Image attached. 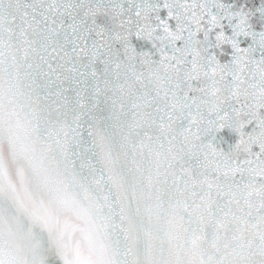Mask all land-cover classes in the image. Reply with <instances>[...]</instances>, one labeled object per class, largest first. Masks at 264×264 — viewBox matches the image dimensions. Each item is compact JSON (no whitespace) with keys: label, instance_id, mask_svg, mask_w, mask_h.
I'll return each mask as SVG.
<instances>
[{"label":"snow or ice","instance_id":"obj_1","mask_svg":"<svg viewBox=\"0 0 264 264\" xmlns=\"http://www.w3.org/2000/svg\"><path fill=\"white\" fill-rule=\"evenodd\" d=\"M0 264H264V0H0Z\"/></svg>","mask_w":264,"mask_h":264}]
</instances>
